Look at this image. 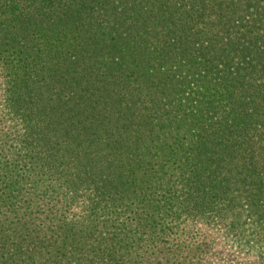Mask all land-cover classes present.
I'll return each mask as SVG.
<instances>
[{
    "label": "trees",
    "instance_id": "obj_1",
    "mask_svg": "<svg viewBox=\"0 0 264 264\" xmlns=\"http://www.w3.org/2000/svg\"><path fill=\"white\" fill-rule=\"evenodd\" d=\"M0 264H264V0H0Z\"/></svg>",
    "mask_w": 264,
    "mask_h": 264
}]
</instances>
